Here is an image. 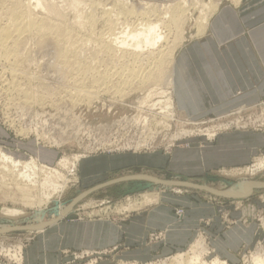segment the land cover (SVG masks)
<instances>
[{"label":"rangeland","instance_id":"rangeland-1","mask_svg":"<svg viewBox=\"0 0 264 264\" xmlns=\"http://www.w3.org/2000/svg\"><path fill=\"white\" fill-rule=\"evenodd\" d=\"M201 1L208 2L209 0ZM218 1L217 10L226 5H235L234 0ZM198 10L200 9L192 8L189 11L191 13L189 14L190 19L186 21L184 26V38H182L181 45H188L206 32L201 35L196 33L194 21L199 16ZM45 62H47L46 59L41 61V65L44 67H42L43 70L40 68V72H42L40 74L43 75L44 82L48 81L45 84L57 86V82H55L57 80H55L52 71L48 73L50 70L45 66ZM1 76L2 74H0ZM4 76L5 78L8 77L6 74ZM1 80L3 79L0 78V149H4L7 153H13L15 158L22 162L29 161L31 158L37 159L40 163L57 169L61 174L58 176L57 184L64 186L63 189L50 194L51 198L44 207V219L46 221L53 218L55 209L59 204L66 205V207L72 204L73 209L63 218L64 221L125 220L126 216L136 213L140 208L149 209L155 204L163 203L172 205L175 215L180 216L179 213L189 206H204L212 210L210 209L208 212L209 217L202 221L201 230L193 241L200 239L204 243L207 251L203 255L205 261H211L218 256L228 264H253L251 263L252 255L255 252L264 255V248L262 249L264 243L260 238L264 233V188L252 189L249 191L248 197L239 200L217 196L201 189L197 190V188L165 187L162 184H154L144 179L132 178L137 174H150L164 180L189 182L211 188L216 187L221 181L227 185L237 184L244 179L264 182V166L256 168L260 159L264 161V153L258 154L246 166H238L236 169H241L239 174L237 173L238 175L234 174L236 169L221 168L220 170H210L197 177L185 176V178L176 176L178 174H170L164 168L144 167L142 165L126 166L122 169L112 170L101 177L104 178L103 180L92 183L119 178L122 180L96 188L83 196L84 192L97 185L94 186L91 182L84 181L78 176L80 163L77 162L73 172H70L69 168L59 165V161L63 158L73 163L75 156L83 154L89 157L119 153L134 156L159 154L170 158L171 153L176 148H186L193 141L202 142V144L214 142V138L219 132L235 129L264 132V88L258 92L255 102H252L253 104L235 106L227 112L215 113L216 115H208L204 118L197 116L192 118L175 109V120L169 121L164 116L166 112L159 105L162 100L159 94L150 97L153 98L150 99L151 105L153 102L158 104L154 105L155 107L148 103L142 104L141 100L148 92L147 88L141 89L131 86L129 91L126 89L120 95L101 93L98 96L99 99L97 97L93 99L94 102L78 103L75 107L70 103H63L59 106V111L50 105H35L33 106L34 109L31 107L32 110L8 102L7 94L1 86ZM162 86L163 84L157 88L162 90ZM132 87L134 89H131ZM165 88L170 91L169 87ZM69 105L73 107L69 108ZM61 108L62 111H60ZM32 111L36 113L34 114ZM159 122L168 125H162ZM214 132L215 136L212 138L208 136ZM2 173L3 169L0 167V176ZM43 177V175H38L35 178L37 180L35 185L28 186L30 189L28 195L23 194L19 187L13 183L4 186L0 184V227H9L8 230L0 232V264H39L41 261L40 256H38L39 259L35 260V263H28L25 260L27 251L36 248L35 245L39 238V233L36 230L25 227L37 223L38 200L46 192L48 193L46 189H42L40 184L44 179ZM145 193L158 194L157 200L147 204V206L140 207L138 210L135 209L136 211L119 209V207H127L130 202L139 200L141 195ZM5 209L18 210L22 214L17 217H9L1 213ZM237 223L240 226L243 225L242 228L244 229L249 227L250 232L253 230V234L256 236L255 240L236 250L229 249L226 245L221 246L216 239H219L220 242L221 240L226 241L227 231L234 228ZM63 226L66 225L63 223L58 225L59 228ZM47 227L44 226L45 229ZM163 235L162 232L151 233L148 239L149 244L153 246L151 241H160L163 239ZM193 241L184 249L173 250L168 253L160 247L153 248L150 255H147L148 257L143 256V259L140 258L137 261L128 259L129 257L133 258L131 255H126V258L121 257L120 251L128 250L115 247L104 248L103 250L82 249L78 251L62 249L57 253H52V264H119L121 261H133L138 264H170L173 255L179 251L187 253ZM19 246L22 247L23 252V259L20 261L12 256ZM35 250L40 255L43 253L41 248Z\"/></svg>","mask_w":264,"mask_h":264},{"label":"bare ground","instance_id":"bare-ground-1","mask_svg":"<svg viewBox=\"0 0 264 264\" xmlns=\"http://www.w3.org/2000/svg\"><path fill=\"white\" fill-rule=\"evenodd\" d=\"M218 2V0L208 2L201 0H136V2L135 0H0L2 89L7 94L8 102L22 108L50 105L58 110L63 103H70L74 107L78 103H90L101 93L120 95L126 89L129 91L131 86L147 88L148 92L143 96L142 104H150V99H153L150 97L159 94L162 98L159 105L166 112L164 116L169 121L175 120L172 68L176 51L184 46L180 43L184 38L186 21L190 19L189 11L192 8L200 9L199 16L194 22L196 33L201 35L206 31L210 18L217 10ZM179 45L181 46L177 49ZM45 59L47 62L44 64L50 70L48 73L52 71L54 74L57 86L49 84L53 86L51 87L45 84L48 81L44 82L43 75L40 74L42 73L40 68L44 67L41 61ZM5 74L8 77L5 78ZM51 77L53 78L52 75ZM162 84L164 89L157 88ZM164 85L169 87L170 91H167ZM133 87L131 89H134ZM158 89L159 91L156 92ZM156 104L153 102L150 105L153 107ZM70 105L69 108H72L73 106L70 107ZM35 111L32 112L35 114ZM159 124L168 125L164 122ZM208 136L212 138L215 132ZM10 153L0 149V167L3 169L0 184L4 186L13 183L23 194L28 195L30 192L28 186L35 185L37 181L35 178L43 175L44 179L40 184L42 189L48 191L38 200L37 223L24 227L40 232L44 226L52 225L66 217L73 209L72 204L67 207L63 204L57 205L53 218L47 220L49 222L44 219V207L51 198L50 194L63 189L64 186L57 184L58 176L61 175L58 170L33 158L22 162ZM87 157L84 154L77 155L73 163L63 158L59 161V165L73 172L77 162ZM263 166L264 161L260 159L256 168ZM239 170L241 169H236L234 174L238 175ZM138 177L165 187H192L225 198L237 196L239 200L248 197L250 190L264 187V183L245 179L233 185H227L221 181L216 187L211 188L206 185L164 180L143 174ZM102 186L104 183L84 192L82 196ZM157 196L158 194H142L139 200L130 202L127 207H119V209L138 210L157 200ZM1 213L9 217L22 214L21 211L8 209ZM179 215L182 216V212ZM0 229V232H4L9 227L1 226ZM206 252L204 243L196 239L189 246L187 253L184 251L175 253L170 264H228L218 256L211 261H205L203 255ZM12 256L18 261L22 260V247L19 246ZM251 263L264 264V255L255 252ZM119 264L138 263L121 261Z\"/></svg>","mask_w":264,"mask_h":264},{"label":"crops","instance_id":"crops-1","mask_svg":"<svg viewBox=\"0 0 264 264\" xmlns=\"http://www.w3.org/2000/svg\"><path fill=\"white\" fill-rule=\"evenodd\" d=\"M234 3L218 8L209 20L206 32L176 52L172 68L175 108L192 118H204L227 112L235 106L253 104L258 92L264 88V0H238ZM214 139L211 143L193 141L186 148H176L170 158L159 154L134 156L122 153L88 156L79 162L78 176L92 183L103 180L101 177L112 170L142 165L164 168L180 177H197L210 170L246 166L258 154L264 153V132L235 129L219 132ZM138 175L141 174L132 178L142 180ZM120 180L92 185H108ZM210 209L189 206L182 216H176L173 206L163 203L140 209L126 216L125 220L64 221L61 218L38 232L35 246L43 253L40 255L36 248H32L27 251L25 260L35 263L40 256L39 264H52V253L62 249L78 251L115 247L128 250L120 251L121 257L131 255L133 258L128 259L135 261L150 255L153 248L160 247L167 253L181 250L194 240L202 221L209 217ZM61 223L66 226L59 228ZM242 226L237 223L227 231L226 241H216L235 250L252 243L256 238L253 230L250 232L249 227L244 226V229ZM153 232L164 235L160 241H151V246L148 239ZM260 238L264 243V233Z\"/></svg>","mask_w":264,"mask_h":264}]
</instances>
